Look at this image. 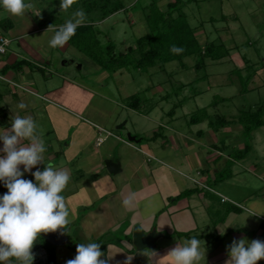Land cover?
I'll return each instance as SVG.
<instances>
[{
  "label": "crops",
  "instance_id": "1",
  "mask_svg": "<svg viewBox=\"0 0 264 264\" xmlns=\"http://www.w3.org/2000/svg\"><path fill=\"white\" fill-rule=\"evenodd\" d=\"M34 14L28 11L24 16H13L4 10L0 12V19L7 17L12 22L8 29L0 28V37L8 39L6 51L0 53V131L10 128L16 116H31L40 126L46 143L44 164L70 172L71 180L62 195L71 211L72 223L66 235L72 242H97L101 236L110 234L113 238H104L103 249L108 255L116 253L111 264L123 262L127 255H133L132 264H137L138 254L133 250L147 249L139 251L133 245L132 229L139 226L145 232L155 229L161 233L155 247L149 248L161 255L177 243L182 245L195 236L207 239L204 240L205 264H225L227 246L233 239L262 240L264 218L260 213H264V195L261 193L256 197L254 190L234 194L229 185L237 188V183L231 174L218 180L227 162L225 160L223 167L220 165L223 155L221 150L215 149V143L202 142L205 134L202 128L195 134L174 128L167 141H160L161 147L172 152L166 157L135 135L139 139L137 143H143L141 151L138 150L134 145L136 142L127 139L128 143L121 133L113 130L121 120V112L128 106L121 108L116 102L118 99L107 91L104 95L89 84L88 77L82 74L83 66L79 62L74 66V56L82 53L76 47L68 42L63 48L51 47L49 41L57 26H39ZM104 19L97 22L85 20V23L97 25L103 31L100 25ZM18 61H21L18 66L11 67ZM71 66L77 69L73 71ZM98 75L106 77L100 66ZM100 101H110L111 105H107L108 108L102 105L101 108ZM87 113L95 115V119H90L92 116ZM96 125L111 131L116 139L109 136L97 145ZM207 125L210 128L208 133L214 135L213 131H218L208 122ZM231 125L240 126L237 123L227 126ZM227 126L222 128L230 132V127L225 128ZM163 127L166 130L168 123ZM157 133L161 138L167 137L159 131ZM158 134L155 133L152 139L156 140ZM119 139L123 142L118 143ZM226 159L231 160L230 156ZM107 160L116 163L118 169L114 173L107 170ZM233 164L235 162L230 170ZM38 167L42 170L44 165ZM23 178L33 179L28 173ZM239 184L240 188L247 190L248 183ZM2 191H7L3 184ZM183 191L188 192L175 198ZM133 193V203L125 207L122 201ZM231 204L238 209H229ZM208 224L212 228L208 229ZM63 246L54 248L57 264H62V251L71 254ZM32 251L35 254L33 264H48L47 253L39 239ZM158 264H166V259L159 260Z\"/></svg>",
  "mask_w": 264,
  "mask_h": 264
},
{
  "label": "rangeland",
  "instance_id": "2",
  "mask_svg": "<svg viewBox=\"0 0 264 264\" xmlns=\"http://www.w3.org/2000/svg\"><path fill=\"white\" fill-rule=\"evenodd\" d=\"M120 1L125 8L106 17L103 24L100 25L103 31L94 38L85 40L87 42L85 45H88V43H92V40L98 39L97 43L102 48L95 46L85 51L94 52L101 49L97 55L103 60L107 58L104 46L109 40L113 41L114 52L118 54L120 51H125L128 46H133L136 38L149 30L148 20L151 19L149 15L153 12L149 0ZM168 1L174 0H156V4L160 9L167 10ZM182 1V9L192 31H195V37L202 43L206 41H213L214 44L223 43L227 48L224 58L211 60L204 56L202 58L205 64L196 67L194 64L199 56L190 55L182 60L167 62L163 67L156 66L147 70L133 67L116 69V73L105 70L106 77L102 78L98 75L99 66L82 51L81 54L74 56V66L79 62L83 66L82 74L84 77H88L89 84L95 86V89L101 90L104 95L107 94V91L108 94L114 96L115 99H118L116 102L121 108L128 105V98L131 95L138 94L140 96V109H133V112L130 107H126L121 112V120L113 128L114 132L121 133L127 142V132L131 135H138L142 137L143 143L146 142L157 148L158 153L161 152L166 157L172 152L168 151L167 147H161L160 141H167L174 128H179L185 133L186 130L192 131L194 134L197 129L202 128L205 133L201 139L202 142H213L215 149L221 150L223 157L220 160V165L223 167L225 160L227 161L226 158L242 149L245 140H248L251 150L244 155L245 157L232 161L235 164L231 167L230 174L236 180L237 188L232 184L229 185V188L237 195L253 192V190L256 197H259L261 193L264 195V125L255 129L247 139L240 129L241 126L226 125V129L231 128L230 132L220 127L217 132L214 130V135H212L210 132L208 133L210 128L207 125L209 119H214L216 115L235 118L242 109H255L264 104V0ZM25 2L33 3L34 8L30 11H33L34 15H38L46 8L57 10V15L60 17L57 22L62 21L63 23L78 10V7L73 5L67 11L62 10L58 0H25ZM0 12H3L2 7H0ZM91 15L97 18L96 14L92 13ZM89 16H86V19ZM96 18H91L89 21L97 22ZM82 44L78 45L79 48L83 47ZM73 69L77 68L73 67ZM73 69L71 66V70ZM94 101L99 104L98 100ZM106 102L100 101V107L102 108L104 105L108 108L107 105H111V103L110 101ZM204 106L207 107L209 119L190 124L191 114ZM116 107L119 109L118 106ZM172 108L173 112L169 114L168 112ZM145 115L152 120L145 118ZM87 116H92L90 119H95L93 117L95 115L87 113ZM98 117H100L99 114ZM159 118H161L160 124L157 123ZM165 122L168 123L166 130L163 127ZM121 123H124V126L118 129L117 126ZM96 131L95 139L100 135L98 129ZM158 131L161 133L163 131L162 134L167 137L165 139L159 137ZM155 133L158 134L156 140L152 139ZM113 135L110 137L116 139V135ZM150 136L151 138H149ZM187 136L189 135L187 134ZM51 137L53 138V136ZM119 142L123 141L119 139ZM142 144L134 143L140 151ZM125 148L127 149V146ZM242 182L248 183L249 189L247 187H245L247 190L240 188L239 183ZM194 185L196 184L194 183ZM219 211L221 213L223 210ZM260 215L264 218V213H260ZM207 228H212L211 224H208ZM101 238L97 243H101V251H104V238L112 240L113 236L106 234ZM116 238L118 239V237ZM39 241H41L40 238ZM63 247L70 250L71 253L66 254L65 251H62L60 262L65 264L67 260L74 258L76 250L68 245ZM133 251L138 254L137 264H148L147 257L140 255V252L135 249ZM64 260L65 262H63ZM259 264H264V260Z\"/></svg>",
  "mask_w": 264,
  "mask_h": 264
},
{
  "label": "clouds",
  "instance_id": "3",
  "mask_svg": "<svg viewBox=\"0 0 264 264\" xmlns=\"http://www.w3.org/2000/svg\"><path fill=\"white\" fill-rule=\"evenodd\" d=\"M74 3L75 0H60L59 7L67 11ZM0 7L13 16H24L34 5L25 0H0ZM85 20L83 9L76 10L54 30L50 46L63 48ZM170 50L176 54L183 51L175 45ZM4 51L0 47V53ZM25 140L28 143H24ZM0 143L3 145L0 148L3 153L0 155V183L7 189L0 196V264H13V261L15 264H33L35 254L32 249L42 233L69 234L71 211L62 193L71 175L65 169L44 164L46 143L40 126L31 116L14 117L11 127L0 131ZM39 165H44L42 170ZM33 168L36 170L32 171ZM25 173L33 179H24ZM134 197V193L130 194L122 201L123 205L129 207ZM115 254L101 251V243H78L76 255L65 264H111ZM139 254L148 258V264H157L161 259H166V264H200L202 260L205 264L206 247L204 240L193 236L182 245L177 243L164 255L154 249H144ZM227 256L225 264H257L264 260V241H249L246 237L233 239L227 246ZM133 258V255H127L123 262L116 264H132Z\"/></svg>",
  "mask_w": 264,
  "mask_h": 264
},
{
  "label": "trees",
  "instance_id": "4",
  "mask_svg": "<svg viewBox=\"0 0 264 264\" xmlns=\"http://www.w3.org/2000/svg\"><path fill=\"white\" fill-rule=\"evenodd\" d=\"M60 2V0H58ZM149 4L152 5L153 12L149 15L151 19L148 20V32L136 38L133 46H128L125 51H120L118 54L114 52L113 41H108L105 44L104 49L106 50V59L100 58L98 51L89 52L85 51L91 47H99L98 39H94L85 45L88 38H94L96 35L100 34L102 31L92 23H84L83 26L77 28L76 33L68 41L72 46L76 47L79 51L85 52L96 64H98L103 70H108L110 72H115L116 69L122 67H133L140 70H147L152 67H163L167 62L173 60H182L184 57L190 55L199 56L196 60L194 66H203L204 60L202 57L210 58L211 60H220L226 56L227 48L224 47L223 43H215L213 41H206L202 43L200 39L196 38L194 35L195 31H192V27L188 24L186 20V15L182 9V0H174L167 2V10H162L156 4V0H149ZM73 6L78 7V9H83L88 18H96L93 14L97 15V20H102L112 13L124 9L123 3L120 0H75ZM57 10L50 8L44 9L39 15H36V23L39 26H57L64 24L57 15ZM148 16V15H147ZM12 22L7 18L0 19V28L6 30L11 26ZM83 43V47L80 45ZM175 45L178 48H182L183 51L179 54L173 53L170 49ZM101 52V51H100ZM21 63L18 61L11 65V67H16ZM250 66V64H248ZM247 67V64L244 66ZM222 98V97H221ZM128 101V107L139 110L140 109V96L138 94L131 95ZM225 99V98H224ZM207 107H201L196 109V111L191 114L189 118V123H197L209 119L207 113ZM173 108L168 112L172 114ZM209 125L214 129H219L220 127L239 124L242 127V131L247 138H250L251 133L264 125V104L259 105L255 109L247 108L240 110L239 114L235 118H226L225 116L216 115L214 119H209ZM201 131V130H200ZM154 137V136H153ZM251 150V144L248 140H245L243 148L236 151V153L231 154L230 159H227V165L221 170L218 175V180L229 177L230 166L232 165L233 159L243 158ZM224 173V174H223ZM188 191H183L182 193L176 195L175 198ZM5 191H2V184L0 183V196H2ZM174 198V199H175ZM229 209L237 210L238 206L230 205ZM227 212V211H226ZM188 234H185L187 236ZM41 242L45 251L47 253L48 264H57L55 261L54 248L52 245L41 237ZM52 247V248H51Z\"/></svg>",
  "mask_w": 264,
  "mask_h": 264
},
{
  "label": "water",
  "instance_id": "5",
  "mask_svg": "<svg viewBox=\"0 0 264 264\" xmlns=\"http://www.w3.org/2000/svg\"><path fill=\"white\" fill-rule=\"evenodd\" d=\"M121 123L117 126L118 129H121L124 125ZM126 138L129 141L138 142L139 139L135 137V135H131L129 132L126 133ZM105 166L110 173H114L116 169H118L116 163L112 160L105 161ZM161 236V233L156 231L155 229L145 232L139 226H135L132 229V242L136 249L141 250L144 248H154L156 245V240ZM46 242L55 245V246H63L69 245L73 249H76V243L72 242L69 237L65 235H61L59 232H53L48 234H41L40 236ZM264 241V236L262 238Z\"/></svg>",
  "mask_w": 264,
  "mask_h": 264
},
{
  "label": "built area",
  "instance_id": "6",
  "mask_svg": "<svg viewBox=\"0 0 264 264\" xmlns=\"http://www.w3.org/2000/svg\"><path fill=\"white\" fill-rule=\"evenodd\" d=\"M7 43H8V39L6 38V37H3V36H1L0 37V47H3L4 49H5V51H6V45H7ZM4 51V52H5ZM3 52V53H4ZM96 127H97V129H98V131H99V134L100 135H98L97 137H96V139H95V142H96V144L97 145H100L102 142H103V140L107 137V136H110V135H113V133L111 132V131H109V130H106V129H104V128H102L101 126H97L96 125ZM101 132H103V133H105L103 136H101V134H103V133H101ZM119 138V137H118ZM129 142V141H128ZM149 156V155H148ZM150 157V156H149ZM198 184H199V182H198Z\"/></svg>",
  "mask_w": 264,
  "mask_h": 264
}]
</instances>
